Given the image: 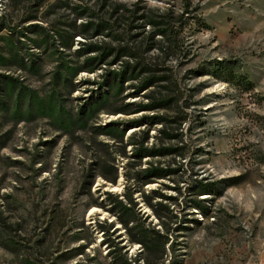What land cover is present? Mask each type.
<instances>
[{
	"label": "rangeland",
	"instance_id": "obj_1",
	"mask_svg": "<svg viewBox=\"0 0 264 264\" xmlns=\"http://www.w3.org/2000/svg\"><path fill=\"white\" fill-rule=\"evenodd\" d=\"M0 264H264V0H0Z\"/></svg>",
	"mask_w": 264,
	"mask_h": 264
},
{
	"label": "trees",
	"instance_id": "obj_2",
	"mask_svg": "<svg viewBox=\"0 0 264 264\" xmlns=\"http://www.w3.org/2000/svg\"><path fill=\"white\" fill-rule=\"evenodd\" d=\"M13 32V31H12ZM34 66V65H33ZM68 67L64 62H61V64H60V67L59 68H62V69H66V68ZM58 77V79L60 80L61 79V77L63 78V76L61 75V74H56V76H55V79Z\"/></svg>",
	"mask_w": 264,
	"mask_h": 264
}]
</instances>
